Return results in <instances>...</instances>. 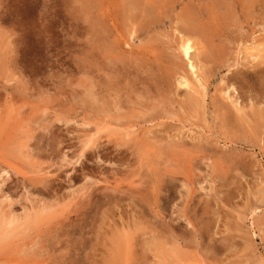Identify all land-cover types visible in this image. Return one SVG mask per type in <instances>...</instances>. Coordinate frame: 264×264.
<instances>
[{
    "label": "rangeland",
    "instance_id": "rangeland-1",
    "mask_svg": "<svg viewBox=\"0 0 264 264\" xmlns=\"http://www.w3.org/2000/svg\"><path fill=\"white\" fill-rule=\"evenodd\" d=\"M192 263L264 264V0H0V264Z\"/></svg>",
    "mask_w": 264,
    "mask_h": 264
},
{
    "label": "bare ground",
    "instance_id": "bare-ground-1",
    "mask_svg": "<svg viewBox=\"0 0 264 264\" xmlns=\"http://www.w3.org/2000/svg\"><path fill=\"white\" fill-rule=\"evenodd\" d=\"M129 2H137L138 0H128ZM135 10V9H134ZM140 10V9H139ZM139 13V12H138ZM147 13V12H146ZM148 18V17H147ZM134 24V23H133ZM146 27V26H145ZM134 29V28H133ZM147 30V29H146ZM185 30V29H184ZM145 31V30H144ZM191 32V31H190ZM192 34V33H191ZM194 34V33H193ZM178 40V39H177ZM179 45V44H178ZM177 45V46H178ZM193 44H192V41H190V40H185V41H182V43L180 44V52H181V56H182V58L186 61V62H184V63H186V65L188 66V71H189V73H195V66L193 65V63H192V61H191V56H190V54H191V52L193 51L192 49H193V46H192ZM195 51V50H194ZM202 54V53H201ZM205 59V58H204ZM185 65V66H186ZM118 72V71H117ZM180 73V72H179ZM122 74V73H121ZM242 76H243V74H242ZM180 77V76H179ZM198 77V76H197ZM248 78V77H247ZM182 80H180V81H182V82H178V86H183V87H185V88H187V89H189L191 86H190V82H189V80L188 79H185V78H181ZM200 79H198V81H199ZM176 81V80H175ZM197 81V80H196ZM204 81V80H203ZM199 84H201V83H199ZM197 85V84H196ZM177 86V87H178ZM99 92V91H98ZM101 94V93H100ZM261 126V125H260ZM128 135V134H127ZM90 140V139H89ZM93 141V140H92ZM92 141H90V142H92ZM169 144V143H168ZM99 145V144H98ZM101 146H102V144H101ZM89 147H90V145H89ZM87 148V147H86ZM82 153V152H81ZM99 153V152H98ZM24 156H26V155H24ZM80 157V156H79ZM100 157V156H99ZM77 159H78V157H77ZM205 160V159H204ZM44 209V208H43ZM254 209V208H253ZM138 215V214H137ZM134 218V217H133ZM135 220H136V223H139V221H140V218H139V216H137V218H135ZM149 220V219H148ZM152 220V219H151ZM186 220H187V223H189V224H191L190 223V220L189 219H187L186 218ZM15 219H11L10 221H8L7 223L8 224H11V223H15ZM133 221V220H132ZM135 222V221H134ZM115 223V222H114ZM116 224V223H115ZM12 225V224H11ZM118 226V225H117ZM132 226V228L133 227H135V226H137L136 224H132L131 225ZM119 228H120V230H127V228L129 227V225H128V223H121L119 226H118ZM131 228V227H130ZM127 231H129V229L127 230ZM126 231V232H127ZM146 231V230H145ZM134 233V231H131V233ZM137 233V232H136ZM128 237V236H127ZM161 240V239H160ZM135 241V240H134ZM131 243V242H130ZM128 245V244H127ZM136 245V244H135ZM84 253V252H83ZM82 253V254H83ZM130 254V253H129ZM83 257H85V256H83ZM106 259V258H105ZM195 261V260H194ZM193 262V261H192ZM194 263V262H193ZM192 263V264H193ZM198 264V263H197Z\"/></svg>",
    "mask_w": 264,
    "mask_h": 264
}]
</instances>
